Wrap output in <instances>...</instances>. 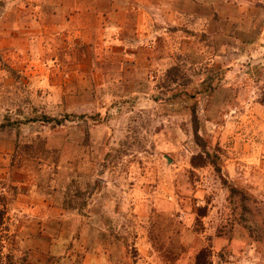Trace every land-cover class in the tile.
I'll use <instances>...</instances> for the list:
<instances>
[{
    "label": "rangeland",
    "instance_id": "obj_1",
    "mask_svg": "<svg viewBox=\"0 0 264 264\" xmlns=\"http://www.w3.org/2000/svg\"><path fill=\"white\" fill-rule=\"evenodd\" d=\"M0 209V264H264V0H0Z\"/></svg>",
    "mask_w": 264,
    "mask_h": 264
},
{
    "label": "trees",
    "instance_id": "obj_2",
    "mask_svg": "<svg viewBox=\"0 0 264 264\" xmlns=\"http://www.w3.org/2000/svg\"><path fill=\"white\" fill-rule=\"evenodd\" d=\"M195 115V120H197L196 119V114H194ZM47 118H45V120H46ZM195 130H196V133H197V136H198V127L196 126V128H195ZM199 137V136H198ZM193 165H195V166H199L200 164H198L197 162H193ZM4 213H5V211L4 210H2V209H0V227H1V225L3 224V220H4ZM206 259H207V252H206V250H202V251H200L199 253H198V255H197V259H196V264H206Z\"/></svg>",
    "mask_w": 264,
    "mask_h": 264
}]
</instances>
